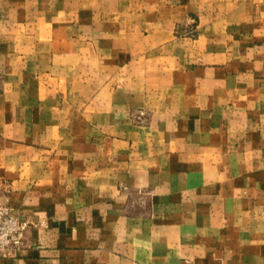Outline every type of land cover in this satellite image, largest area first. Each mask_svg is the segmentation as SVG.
Listing matches in <instances>:
<instances>
[{"label":"crops","instance_id":"1","mask_svg":"<svg viewBox=\"0 0 264 264\" xmlns=\"http://www.w3.org/2000/svg\"><path fill=\"white\" fill-rule=\"evenodd\" d=\"M0 203V264H264V0H0Z\"/></svg>","mask_w":264,"mask_h":264},{"label":"built area","instance_id":"2","mask_svg":"<svg viewBox=\"0 0 264 264\" xmlns=\"http://www.w3.org/2000/svg\"><path fill=\"white\" fill-rule=\"evenodd\" d=\"M26 225L27 222L12 215L10 207L0 204V254L9 255L13 244L22 241Z\"/></svg>","mask_w":264,"mask_h":264},{"label":"rangeland","instance_id":"3","mask_svg":"<svg viewBox=\"0 0 264 264\" xmlns=\"http://www.w3.org/2000/svg\"><path fill=\"white\" fill-rule=\"evenodd\" d=\"M145 117H146V113L144 110H140L139 113H137V120L138 121L145 120ZM0 204H3V205L10 207L11 213L14 217H16L19 220L27 222V225H26L25 229L23 230L22 241L19 244H13L12 249H11V253H9V255H6L7 257L8 256H14L17 254V252L21 248H23L26 245V236H27V232L30 228L35 227V228L45 230L48 228L49 224H48V221L46 219H41L39 221H33V220H30L27 218H21L19 215L15 214L13 212V208L9 204H5V203H0ZM0 256H4V255L0 254Z\"/></svg>","mask_w":264,"mask_h":264}]
</instances>
